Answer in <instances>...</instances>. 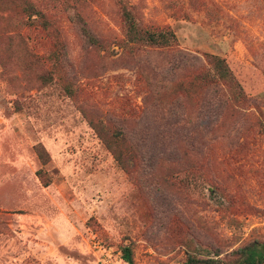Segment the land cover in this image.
Instances as JSON below:
<instances>
[{
    "label": "rangeland",
    "instance_id": "obj_1",
    "mask_svg": "<svg viewBox=\"0 0 264 264\" xmlns=\"http://www.w3.org/2000/svg\"><path fill=\"white\" fill-rule=\"evenodd\" d=\"M26 1L0 0V264H127L124 243L136 264L231 260L264 240V0H128L171 47L126 45L117 0H31L49 29ZM206 53L236 59L246 100L219 78L176 91ZM91 120L130 138L131 174Z\"/></svg>",
    "mask_w": 264,
    "mask_h": 264
},
{
    "label": "trees",
    "instance_id": "obj_2",
    "mask_svg": "<svg viewBox=\"0 0 264 264\" xmlns=\"http://www.w3.org/2000/svg\"><path fill=\"white\" fill-rule=\"evenodd\" d=\"M117 4L125 26L124 41L126 45L171 47L177 42V35L171 27L153 28L145 26L139 17L136 5L131 4L128 0H117ZM23 11L32 24L38 23L44 29L50 28L51 23L46 13L33 1H26ZM83 30L89 41L94 44L99 43L97 37L87 27H83ZM61 53L62 51L59 49L52 53L51 57L62 59L63 55ZM206 57L210 68L190 75L188 79H183L185 81H179L175 87L176 91H181L187 96H194L202 93L210 83L215 82L219 78L227 81L231 86V100L235 102L246 100L247 95L244 86L246 79L237 67L232 66L236 59L232 58L231 55L223 57L210 53H206ZM66 88L70 94L73 93L71 87L68 86ZM90 123L121 167L128 174H131L133 165L137 162L138 152L127 134L120 128L116 130L109 129L101 121L91 120ZM36 149L40 158L47 162L49 154L46 148L39 144ZM41 172L38 174H40L43 184L48 186L51 179ZM121 251L122 258L127 264H136L134 248L131 243H124L121 246ZM231 253L235 258L225 260L221 257L222 253L218 249L195 247L186 252V257L182 264H264V240L255 239L233 250Z\"/></svg>",
    "mask_w": 264,
    "mask_h": 264
}]
</instances>
